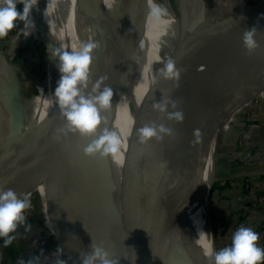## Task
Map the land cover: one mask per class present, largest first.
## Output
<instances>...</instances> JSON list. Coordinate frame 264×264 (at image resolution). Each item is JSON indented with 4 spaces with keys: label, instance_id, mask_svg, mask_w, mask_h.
I'll return each mask as SVG.
<instances>
[{
    "label": "bare ground",
    "instance_id": "bare-ground-1",
    "mask_svg": "<svg viewBox=\"0 0 264 264\" xmlns=\"http://www.w3.org/2000/svg\"><path fill=\"white\" fill-rule=\"evenodd\" d=\"M48 1L55 4V10L59 13L61 23L44 0H38L32 8V13L35 22L41 23L45 27L47 35L52 36L56 49L73 51L78 50L84 42H94L90 30L93 27L91 16L95 0ZM100 1L104 3L103 0ZM109 1L113 8L115 0ZM146 1L130 0L124 31V38L134 61L137 66L142 67L141 81L127 69L124 57L119 51L113 56V64L100 80L102 87L107 85L112 88L114 93L111 107L101 113L102 118L106 120V123L102 124L101 130L107 127L116 131L122 140L121 145L124 149H127L141 117L137 100L134 99L133 94L140 91V95H144L152 89L153 83L151 84L148 80L152 75L155 63L162 60L166 48L175 50L186 39L182 22L184 13H189L191 23L197 25L195 30L203 36L202 41L192 51L198 49L200 55L208 57V64L203 72L204 80L199 86L188 85L184 79L176 81L178 83L174 84V88L170 90L165 101L167 103L165 112L171 113L176 108L186 107L188 100L191 102L201 101L202 105L199 111L202 112L214 80L225 68L247 57L256 60L264 52V0L248 2L221 0L222 15L217 10L213 13L211 7L205 11L204 0H179L180 16L174 12L170 5H161L156 0H149L148 5ZM152 3L165 7L167 15L162 16L159 20L154 19L150 15ZM252 4H255L253 10L250 8ZM141 12L147 13V16L144 17ZM253 27H256L255 39L260 47L248 54L243 47L242 37L245 30ZM96 43L99 44V47L95 52H103L104 48L100 46L99 39ZM49 60L47 70L49 82L42 97L44 112H50L57 102L53 93L61 75L58 70V58L57 64ZM3 73V70H0V153H3L0 154V156L3 155L0 157V163L6 164L8 159L6 155L8 156L9 151L15 155L21 150L25 135L35 121V111L33 119L24 128H14L12 125L14 124L12 95L7 82L4 83ZM174 80L171 79V81ZM127 96L129 99L126 100ZM61 117L60 113L55 119L56 123L48 128L46 145L49 146V150L45 157L38 158L22 174L24 177L29 176L30 178L35 176V180L39 181L38 166L50 161L55 167L56 179L59 183H67L70 187L76 172V150L79 149L83 152V148L95 137H81L79 134L70 132L65 134L60 131L65 126V124H61ZM160 124L170 132L161 134L162 139L159 140L151 138L147 143H144L142 152L145 153L158 143L164 142V137L169 134L175 131H184L186 126H194L193 124L182 126L169 121ZM217 132L218 127L215 126L208 137L193 151L161 171H147L144 176L148 188V198L153 208L152 218L166 239L167 248L170 250L168 256L172 255L176 264H213L214 234L210 215V193L216 176L214 173V151ZM78 154L82 159V165L85 166L83 179L80 183L81 191L77 197L79 185L70 197L68 187H66L63 192L65 194L64 202L60 200L59 205H62L60 208H58L57 202L52 199L54 218L52 230L58 229L60 216L61 219L65 217V221L67 219L80 235L79 241L84 253L90 251V247L95 241L94 236L98 238V241L105 238L101 247L108 251L110 258L116 260L117 264H126L120 251L115 244H112L113 240L110 241L111 239L107 238L111 228L115 224L122 223L113 191V181L118 174L120 165L117 166L114 160L115 156H109L106 158L107 167L105 170V163L101 160L103 158L86 156L84 152H78ZM81 154L90 161L95 158V166L87 164ZM103 175L106 178L104 183ZM73 197L74 200H72ZM62 207H65L63 211L57 212ZM61 233L63 245L50 259L52 264H56L58 259L65 260L66 264H81ZM115 241L131 249L123 225ZM130 254L131 264H135L131 251ZM2 260L3 245L0 240V264H2Z\"/></svg>",
    "mask_w": 264,
    "mask_h": 264
},
{
    "label": "water",
    "instance_id": "water-1",
    "mask_svg": "<svg viewBox=\"0 0 264 264\" xmlns=\"http://www.w3.org/2000/svg\"><path fill=\"white\" fill-rule=\"evenodd\" d=\"M129 3L130 0H115L114 7L110 11L100 0L94 1L91 16L93 27L90 28V32L94 42H98L99 39L104 51L96 53L94 50V62L90 69V83L87 91H90L95 83L100 82L104 73L113 64V56L123 44ZM182 22L186 39L177 49L173 50L169 59H173L176 67L181 69V80H186L188 85L193 87L199 86L204 80L203 72L207 67L208 58H206L207 61L204 60L205 56L202 54L193 58L192 50L202 41L203 36L195 30L197 25L191 23L189 13L182 15ZM37 25L45 41L48 60L56 63L57 57L53 56L56 50L54 39L47 35L41 23ZM148 82L153 83V86L147 94L140 95V91L133 94L134 99L137 100L141 117L127 149L123 151L121 165L113 181L114 200L131 249L124 247L118 241L114 244L126 264L132 263L130 251L134 256L135 264H176L174 257L168 256L170 250L167 248L166 239L152 218L153 208L148 198L145 173L151 170L161 171L193 151L229 113L254 102L264 101V52L253 62L243 59L225 68L214 80L202 112L199 111L201 101L191 102L189 100L186 107L171 111V113L181 111L184 117L182 121L169 118L170 112L162 113L153 108L155 103H165L168 93L178 82L163 78L160 73L155 80L151 75ZM16 112L15 118L23 123L21 111L16 110ZM60 113L56 102L49 113L29 128L21 150L8 163H0V185L9 188L10 183L17 178L39 184L35 176L24 177L22 173L42 155L47 143L48 128ZM168 121L179 123L182 126L192 124L194 126H186L184 131H175L164 137V142L158 143L145 153L142 152L144 143L140 142L137 129L145 124L155 122L158 125ZM61 124H65L63 117H61ZM14 128L22 129L23 127L17 123ZM197 130L198 134H194ZM43 168L48 176L51 198L59 206L60 200L64 202L65 194L56 179L55 167L50 161L38 166L37 171L41 182L43 181ZM211 194L212 191L210 193V215L212 214ZM64 218L61 219L60 216V228L74 255L81 262V254L84 251L79 241L80 235L75 227ZM53 232L63 245L61 236Z\"/></svg>",
    "mask_w": 264,
    "mask_h": 264
},
{
    "label": "clouds",
    "instance_id": "clouds-1",
    "mask_svg": "<svg viewBox=\"0 0 264 264\" xmlns=\"http://www.w3.org/2000/svg\"><path fill=\"white\" fill-rule=\"evenodd\" d=\"M37 2L38 0H0V38L7 36L16 27L17 21L23 22L25 27L31 25L34 28L30 13ZM18 3L23 5L22 11L17 9ZM150 15L159 20L167 15V9L152 3ZM255 36L256 27L243 32V47L248 54L260 47ZM98 47V43L88 41L82 43L78 50L57 48L54 51L53 56L59 60L58 70L61 75L53 94L65 120V126L60 131L79 134L81 137H95L83 148L84 154L107 158L119 153L122 140L116 131L107 127L101 130L102 124L106 123L101 113L111 107L114 95L112 88L107 85L102 87L101 81L87 91L94 50ZM160 75L179 81L181 69L176 67L173 59H168L160 70ZM153 108L163 113L167 109V103H155ZM168 115L177 121L184 118L181 111ZM169 132L164 125H157L155 122L137 129L141 143H147L151 138L162 139L161 134ZM194 134H198V130ZM31 207V200L27 195L0 185V238L3 239L4 247L12 244L18 226L26 223V212ZM259 240L260 234L251 227H239L233 233L230 246L212 253L213 264H261L264 262V248L258 246ZM81 257V264H117L116 260L110 258L108 251L95 244L91 245L89 252L82 253ZM37 261L38 257H33L27 262L21 259L19 264H36ZM56 264H66V261L58 259Z\"/></svg>",
    "mask_w": 264,
    "mask_h": 264
},
{
    "label": "rangeland",
    "instance_id": "rangeland-1",
    "mask_svg": "<svg viewBox=\"0 0 264 264\" xmlns=\"http://www.w3.org/2000/svg\"><path fill=\"white\" fill-rule=\"evenodd\" d=\"M103 1L106 4L107 8L111 11L112 6L110 4V1L109 0H103ZM143 1H145V0H143ZM156 1L159 2L161 5L164 4V5L172 6L174 12L178 16H180L179 0H156ZM220 1L221 0H204V2L206 4L205 11H206V9H208V7H211V10L213 13L215 12V10H217V12L219 14L221 13V15H222V8H221ZM230 1L236 2L235 0H230ZM248 1H251V0H247V2ZM44 2L53 11V13L57 16L58 20L60 21L59 13H58V11L56 12V10H55L56 9L55 4H53L52 2L49 3L48 0H44ZM240 2H242V1H240ZM147 4L149 5V2H147ZM254 6H255V4L254 5L252 4V7L250 6V8L253 10ZM22 8H23V5L18 3L17 9L19 11H22ZM141 13H142V15H144V17L147 16L146 15L147 13H145V12L144 13L141 12ZM213 17H215V15H213ZM34 18L35 17L31 11L30 19L32 20V22L34 24V28L31 25L25 27L23 22L17 21L16 27L13 28L11 31H9L7 36L0 38V70H3V72H4L3 73L4 74L3 79L5 80L4 83L7 82V86L10 88L9 90L11 91V95H12L11 100L13 102V110H14V112H13L14 124H12V125L16 126L17 123H19L23 128L25 127V125H27L33 119V112L34 111H35L34 123L41 120L47 113H49V112H44L45 107L43 106V103H42V97H43L44 91H45L46 87L48 86V82H49V80L47 78V75H48V72H47V70H48V64H47L48 57L46 56V64L45 65L43 64V65H40L37 67V65H34L31 62H27L26 56H23L19 53L20 50L22 51L21 46H24V44L29 43V42H31L33 46H34V44L38 45V47L36 46L38 49V52L36 49V52H37V53L35 52L36 54L41 53L40 51L42 50V48H41L42 44L46 48L45 41H43V39H42L43 37H42V35L39 31L38 25H37L38 21L35 22ZM60 23H61V21H60ZM10 41H12V42L15 41L17 43V46L11 48L9 45ZM33 46H32V48H33ZM168 50H169V48H166L164 53H163L162 60L157 61L155 63L153 71H152V79L153 80H155L157 78V76L160 73L161 68L164 67V65L167 63L169 57L171 56V54L173 52V50H169L170 52ZM119 52L122 55V57H124L127 69L131 72V74L136 79L141 81L140 75H141L142 67L137 66L136 62L134 61V57L132 56L131 50L129 49L128 45L126 44L125 38L123 40V44H122ZM33 53H34V50H33ZM32 56H34V55H32ZM197 56H201L199 54L198 49L193 51V58H196ZM39 58H41V57L39 56ZM206 58H208V57L205 56L204 60L207 61ZM245 59H247L250 62L255 61V59L251 58V57H247ZM241 60H243V59H241ZM0 83H1V80H0ZM0 91H1V88H0ZM259 104H263V106L260 107ZM246 106H247L246 110L250 111L249 116L252 117L253 114L263 113V112H261V110H262V108H264V101L254 102V103L246 105ZM16 110L18 112L21 111L23 123H21V121L19 119L15 118V116L17 114ZM235 113H236V111L229 113L227 116H225L220 121V123L218 125V132H217V136H216L215 151H214V158H215L214 173L216 176H217L216 169H217V164H218L216 162L218 161V158H217L218 154L222 150V141H223V136L225 133L224 132V126L227 122H229V120H231L233 118L232 116ZM246 114H248V113H246ZM55 123L56 122L54 120L51 123V125H54ZM244 124H245L244 125V127H245L246 123H244ZM243 134H244L243 132H240L239 138H242ZM5 139H6V137H5ZM71 141H73V140L71 139ZM48 150H49V146L46 145V147L44 148L42 155L39 157V159L45 157ZM123 151H125V149L121 145L120 151H119V153H117L115 155V159H114L117 166L121 165V161H122V157H123ZM76 152H77V156H76L77 157V163H76L75 178H72V182L70 184V187L67 183H61L60 184V189L63 192H65L66 187H68V192L70 194V197H71V194L75 191V189L77 190V188L79 187V185L83 179L84 170H85V166L82 165V162H81L82 159H81L80 155L78 154V152H80V153H83V152H81L79 149L76 150ZM0 154H3V153H0ZM15 155L13 154V152L9 151L8 156L6 155V158H8L6 160L7 162L6 161L5 162L8 163L11 160V158H13V156H15ZM1 156H3V155H1ZM4 157H5V154H4ZM82 158L87 164L90 163V164H93L95 166V164H96L95 158H93L92 161H90L88 158H85L84 155H82ZM2 159H3V157H2ZM101 160H103L102 162L105 163L104 168L106 170V167H107L106 158H103ZM116 164H115V166H116ZM44 170L45 169L43 168V181L41 182L40 178L38 181V183L41 185L36 184L35 182H25L21 178H17L16 180H14L12 182L13 184L10 183L9 188L14 189L19 194H25L30 198L32 207L29 210H27V212H26V216H27L26 223L24 225L18 226L16 233L14 234V235H16V238L13 240L12 244L9 245L8 247L3 246V260L1 261L2 264H19V261L21 259H23V260H25V262H27L28 260L32 259L33 257H38V261L36 262V264H52L50 259L56 255V250H59L62 246L61 241L58 238H56V236L53 232V231H55L60 235V233L62 232V230L60 228V224L58 225L59 226L58 229L52 230V226L54 224V218H53V214H52V198H50L51 195L49 193V188H48V186H49L48 176ZM79 178H80V180H79ZM105 181H106V178L104 176L103 183ZM213 185H212V187H213ZM212 187H211V191H212ZM80 191H81V185L79 187L77 197L79 196ZM74 197H75V195H74ZM74 197L72 198V200H74ZM215 202H216V189L213 193V204H212L213 206H212V211H211L212 212V214H211L212 218L211 219H212V224H213V234H214V239H215V244H216V251H218L219 250V243H218V239L216 236L215 225H214V221H215V219H214V210H215L214 209V207H215L214 203ZM61 206L62 205H59L58 208H60ZM47 207H49V208H47ZM59 211L61 213V211H63V209L61 208L57 212H59ZM78 211H79V207L76 209L77 213H78ZM57 214H59V213H57ZM121 228H122L121 222L119 224H115L111 228V230L109 232V236L107 238H110L111 239L110 241L113 240L112 244H114L115 240L118 238ZM61 234H62V236H64L63 233H61ZM93 238L95 240L93 244L99 245V246L102 245V242L105 239V238H102L98 241L97 240L98 238H96V236H94ZM0 240H1V243L3 245V239L0 238Z\"/></svg>",
    "mask_w": 264,
    "mask_h": 264
},
{
    "label": "crops",
    "instance_id": "crops-1",
    "mask_svg": "<svg viewBox=\"0 0 264 264\" xmlns=\"http://www.w3.org/2000/svg\"><path fill=\"white\" fill-rule=\"evenodd\" d=\"M246 109L247 106L238 109L225 124L222 150L216 162L213 221L219 250L230 246L233 233L241 226L251 227L259 233L258 246L264 244V199L253 205L259 196H264V114L252 115L251 127L247 130L252 142L239 145V133L246 128L245 118L250 113ZM213 242L214 252V238Z\"/></svg>",
    "mask_w": 264,
    "mask_h": 264
},
{
    "label": "trees",
    "instance_id": "trees-1",
    "mask_svg": "<svg viewBox=\"0 0 264 264\" xmlns=\"http://www.w3.org/2000/svg\"><path fill=\"white\" fill-rule=\"evenodd\" d=\"M147 2H149V0H147L146 3ZM9 45H10L11 48H13V47L17 46V43L15 41L14 42L10 41ZM21 47L20 48L22 49V51L20 50L19 53L21 55H23V56H26L27 62H31L32 64L37 65V67L40 66V65H43V64L45 65L46 64L47 52H46V48L43 46V44L41 45L42 52L39 55L41 58H39V56L37 54L33 53V48H32V43L31 42L26 43V44H24V46H21ZM32 55H34V56H32ZM36 56H38V57H36ZM215 183H216V181L214 182V185H213V188H212V194H211V196H212L211 197V211H212V206H213L212 204H213V193H214V190H215ZM212 232H213V230H212Z\"/></svg>",
    "mask_w": 264,
    "mask_h": 264
},
{
    "label": "built area",
    "instance_id": "built-area-1",
    "mask_svg": "<svg viewBox=\"0 0 264 264\" xmlns=\"http://www.w3.org/2000/svg\"><path fill=\"white\" fill-rule=\"evenodd\" d=\"M32 46H33V45H32ZM36 46L38 47V45H36V44H34V46H33L34 53L36 52V49H37ZM37 52H38V49H37ZM37 52H36V53H37ZM36 53H35V54H36ZM259 106L262 107L263 104H259ZM259 110H260V109H259ZM261 112L264 113V108H262ZM249 115H250V113L246 116V119H245V122H246V128H245L244 131H243V133H244V134H243V137H242V138H239V140H238L239 144H244V143H247V142H252V140H251L250 138L248 139V132H247V130H249L250 127H251V116H249ZM263 199H264V196H259V198L256 199V200L253 202V205L258 204V202H259V201H262ZM262 248H264V244H263Z\"/></svg>",
    "mask_w": 264,
    "mask_h": 264
}]
</instances>
